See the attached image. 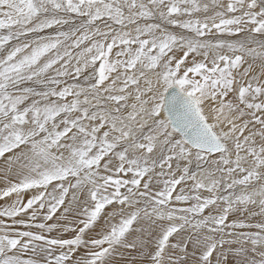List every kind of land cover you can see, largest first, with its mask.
Returning a JSON list of instances; mask_svg holds the SVG:
<instances>
[{
	"label": "snow or ice",
	"instance_id": "snow-or-ice-1",
	"mask_svg": "<svg viewBox=\"0 0 264 264\" xmlns=\"http://www.w3.org/2000/svg\"><path fill=\"white\" fill-rule=\"evenodd\" d=\"M0 264H264V0H0Z\"/></svg>",
	"mask_w": 264,
	"mask_h": 264
}]
</instances>
